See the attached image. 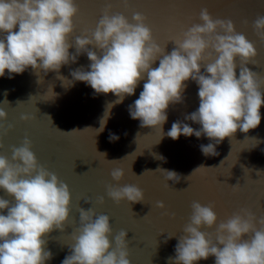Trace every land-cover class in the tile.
I'll return each mask as SVG.
<instances>
[{"label":"clouds","instance_id":"1","mask_svg":"<svg viewBox=\"0 0 264 264\" xmlns=\"http://www.w3.org/2000/svg\"><path fill=\"white\" fill-rule=\"evenodd\" d=\"M77 13L75 0H0V77L14 78V74H23L29 67L37 73L58 72L86 53L88 69L73 70L70 82H85L94 94L113 93L118 98L115 103H120L126 96L135 95L146 74L143 90L129 105V115L139 120L141 127L162 131L169 106L182 103L187 82L194 81L199 106L184 121L200 127L177 120L167 136L174 140L181 135L206 136L212 142L200 145L205 156L219 155L216 146L225 138L232 140L238 130L247 134L260 125L264 91L257 72L249 67L257 49L236 30L231 19L214 18L207 8L201 9V22L188 28L182 38L173 40L177 47L165 54L143 14L135 12L134 22H130L121 13L113 14L110 8L104 10L94 31L76 36L73 44L69 37L74 32ZM254 29L264 36V16L256 18ZM72 47L75 53H70ZM158 59L159 66L153 67ZM110 109L108 106L109 112ZM106 114L98 132L103 131ZM7 115L0 108V120H6ZM74 131L77 130L71 132ZM109 139L114 142L119 136L111 133ZM98 153L104 158L107 155ZM161 170L167 181H179L175 171ZM111 175L119 182L125 171L115 168ZM0 191L14 198L13 202L0 195V264H47L53 253L46 249V234L54 229L63 231L70 216L68 185L38 162L32 141L25 137L21 146L13 147L11 161L0 155ZM108 196L117 203H140L145 199L143 190L132 184L109 185ZM158 207L165 205L158 202ZM79 212L80 225L62 264H131L127 231L121 230L113 238L107 214L97 215L93 207H80ZM254 219L250 211L235 213L220 221L214 234L205 232L201 230L205 226L217 225L218 215L212 205L193 202L190 222L178 239L175 256L169 258L171 264H196L210 256L215 257V264H264V218L261 227ZM173 236L168 234L167 239Z\"/></svg>","mask_w":264,"mask_h":264},{"label":"water","instance_id":"2","mask_svg":"<svg viewBox=\"0 0 264 264\" xmlns=\"http://www.w3.org/2000/svg\"><path fill=\"white\" fill-rule=\"evenodd\" d=\"M75 2L78 13L74 17V32L69 37L73 44L76 36L89 35L95 30L106 8H110L113 14L125 15L130 22H134L132 16L135 12L143 14L153 38L165 49V54H170L177 47L174 41H168L170 36L180 39L188 28L201 22V9L207 8L214 18L231 19L236 30L256 46L257 55L249 67L257 72L264 91V36L254 29L256 18L264 16V0ZM69 51L75 53V47ZM89 64L84 53L75 63L62 66L58 72L40 70L37 73L29 67L23 74H14V78L0 77V108L8 114L6 120H0V144L3 145L0 155L11 161L13 147L21 146L27 137L32 141V151L38 162L54 172L70 189V216L63 231L54 229L45 237L46 249L53 253L47 264H62L70 253L73 235L80 225V207H93L97 215L107 214L113 238L121 230L127 231L131 264H171L169 258L175 256V246L190 222L192 204L196 201L212 205L218 215L217 225L212 228L205 226L202 231L214 234L220 221H226L235 213L249 211L254 215L256 226H262L264 106L261 107L262 119L257 128L247 134L238 130L232 140L225 138L216 146L219 155L205 156L200 145L212 142L206 136L181 135L177 140L167 136L173 122L184 121L185 116L199 106L198 85L194 81L187 82L184 101L169 106L168 120L162 131L141 127L140 121L129 115V105L143 90L146 74L135 95L115 103L118 98L113 93L94 94V89L85 82H70L73 70H87ZM158 66L159 59L153 64V67ZM105 114L107 122L103 131L98 132ZM24 116L28 119H23ZM184 122L193 128L200 127L192 121ZM74 129L77 131L71 132ZM111 133H116L119 139L110 141ZM96 150L106 153V157ZM159 156L164 159H159ZM115 168L125 171L119 182L111 175ZM161 169L175 171L180 176L179 181H167L166 173ZM128 184L143 190L144 202L122 200L117 203L108 196L109 185ZM0 195L14 202L7 193L0 191ZM158 202H163L165 207H158ZM4 211L6 214L7 210ZM168 234L174 236L167 239ZM196 264H215V257L210 256Z\"/></svg>","mask_w":264,"mask_h":264},{"label":"snow or ice","instance_id":"3","mask_svg":"<svg viewBox=\"0 0 264 264\" xmlns=\"http://www.w3.org/2000/svg\"><path fill=\"white\" fill-rule=\"evenodd\" d=\"M176 39V37L175 36H170L169 38H168V41H173V40H175Z\"/></svg>","mask_w":264,"mask_h":264}]
</instances>
